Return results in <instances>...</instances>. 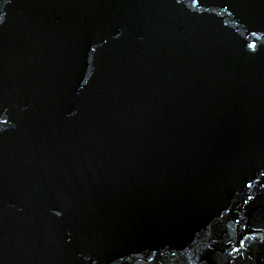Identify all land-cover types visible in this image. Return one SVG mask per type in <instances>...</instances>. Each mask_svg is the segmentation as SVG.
<instances>
[{"label": "water", "instance_id": "water-1", "mask_svg": "<svg viewBox=\"0 0 264 264\" xmlns=\"http://www.w3.org/2000/svg\"><path fill=\"white\" fill-rule=\"evenodd\" d=\"M0 264H264V0H0Z\"/></svg>", "mask_w": 264, "mask_h": 264}]
</instances>
